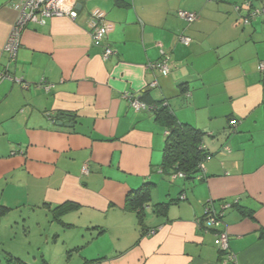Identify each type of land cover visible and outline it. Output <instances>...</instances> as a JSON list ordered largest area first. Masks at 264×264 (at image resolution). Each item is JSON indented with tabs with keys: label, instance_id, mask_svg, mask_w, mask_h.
I'll return each mask as SVG.
<instances>
[{
	"label": "crops",
	"instance_id": "1",
	"mask_svg": "<svg viewBox=\"0 0 264 264\" xmlns=\"http://www.w3.org/2000/svg\"><path fill=\"white\" fill-rule=\"evenodd\" d=\"M82 4L75 20L29 24L11 59L4 46L18 12L0 0V69L12 77L0 79V264L9 254L27 264H221L207 203L225 213L218 227L235 264H264V13L242 21L264 0ZM95 9L114 24L99 45ZM104 45L115 53L105 58ZM162 59L169 73L149 67ZM131 96L165 102L204 131V180L161 168L167 130ZM147 183L150 201L127 207Z\"/></svg>",
	"mask_w": 264,
	"mask_h": 264
},
{
	"label": "built area",
	"instance_id": "2",
	"mask_svg": "<svg viewBox=\"0 0 264 264\" xmlns=\"http://www.w3.org/2000/svg\"><path fill=\"white\" fill-rule=\"evenodd\" d=\"M84 1L87 0H11L12 7L18 12V17L12 27V30L9 33L4 46V51L8 53L11 59H15L20 47L23 31L29 24L33 23L38 25H45L48 19L56 16H66L75 20L79 15V9L77 8L78 3H82ZM262 13H264V7L252 8L248 15L242 18V21L245 24H249L253 19H255ZM178 15L188 22H194L198 17L197 12L186 10L178 11ZM88 22L93 26L94 30L92 39L93 42L97 45L101 44L108 33L114 28V24L107 20L106 12L100 9H95L92 12ZM182 40L187 45L191 42V38L186 36H183ZM114 53V49H112L109 45H104L105 58H108ZM149 67L162 73H169L172 69L167 59H162L161 61L151 63ZM258 69L259 71H264V63H259ZM5 78L12 77L5 70L0 69V79ZM13 79L17 80V78L15 77ZM150 85L152 87H155L158 85V81L154 80L150 83ZM45 88L49 90L50 86H46ZM130 98L131 104L135 109L140 110L150 108V106L145 102H142L139 97L131 96ZM83 172L88 173L87 164L84 165ZM177 176L184 178V174L181 172L178 173ZM212 205V203H207V205L205 206L206 215L204 216V223L208 229L212 227H218L222 222L223 212L214 211ZM216 235L218 247L221 252L225 254V257L221 264H235L236 255L230 250L229 233L226 230L221 229L216 233Z\"/></svg>",
	"mask_w": 264,
	"mask_h": 264
},
{
	"label": "trees",
	"instance_id": "3",
	"mask_svg": "<svg viewBox=\"0 0 264 264\" xmlns=\"http://www.w3.org/2000/svg\"><path fill=\"white\" fill-rule=\"evenodd\" d=\"M146 104L155 110L157 120L162 123L167 130L161 168L164 171L173 173L176 177H178V173L181 172L184 174L183 179L185 180H194L196 178L204 180L206 178L202 173L204 162L211 156V153L203 143L204 131L192 124L179 121L174 112L169 108V105L167 103L165 104V102ZM149 186L150 185L147 183L134 192V195L130 193L131 195H129L126 202L127 207L141 209L145 202H149ZM156 205L159 211H163L167 207V203H159ZM62 208V205L56 207V209L61 210ZM213 208L214 211H217L214 206ZM5 211V208L0 207V213ZM248 213L249 211H243V214ZM138 217L141 222L144 220L142 210L138 211ZM224 217L225 213L223 212L222 221ZM209 229L215 231V233L221 230L219 227H212ZM262 233L264 234V231H262ZM6 262L7 264H27L23 258L10 254L7 255Z\"/></svg>",
	"mask_w": 264,
	"mask_h": 264
},
{
	"label": "rangeland",
	"instance_id": "4",
	"mask_svg": "<svg viewBox=\"0 0 264 264\" xmlns=\"http://www.w3.org/2000/svg\"><path fill=\"white\" fill-rule=\"evenodd\" d=\"M32 235V237L34 238V239H37L38 238V233L36 232V233H32L31 234ZM12 236H14V235H12ZM16 236V239L17 240H20V239H22L21 237H22V228L20 229V233H18V235H15ZM23 240V239H22ZM21 250H23V248H21ZM20 252V251H19ZM27 252V257H29V255H30V253H28V251H26ZM25 253V250L24 251H22V254H24ZM32 256V258H34V255L33 254H31Z\"/></svg>",
	"mask_w": 264,
	"mask_h": 264
},
{
	"label": "water",
	"instance_id": "5",
	"mask_svg": "<svg viewBox=\"0 0 264 264\" xmlns=\"http://www.w3.org/2000/svg\"><path fill=\"white\" fill-rule=\"evenodd\" d=\"M82 6H83V4L80 2V3H78L77 8H78V9H81ZM14 77H15V75H14ZM16 78H17V77H16ZM59 124H64V125H67V126H71V125H72L71 123H63V122H61V123H59Z\"/></svg>",
	"mask_w": 264,
	"mask_h": 264
}]
</instances>
